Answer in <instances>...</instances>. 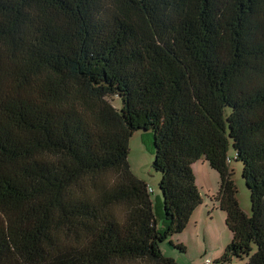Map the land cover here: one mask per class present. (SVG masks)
Wrapping results in <instances>:
<instances>
[{
    "label": "trees",
    "instance_id": "1",
    "mask_svg": "<svg viewBox=\"0 0 264 264\" xmlns=\"http://www.w3.org/2000/svg\"><path fill=\"white\" fill-rule=\"evenodd\" d=\"M138 130L163 232L127 162ZM200 160L231 235L220 261L264 264V0H0V264H178L160 244L202 203Z\"/></svg>",
    "mask_w": 264,
    "mask_h": 264
},
{
    "label": "rangeland",
    "instance_id": "2",
    "mask_svg": "<svg viewBox=\"0 0 264 264\" xmlns=\"http://www.w3.org/2000/svg\"><path fill=\"white\" fill-rule=\"evenodd\" d=\"M113 105L119 108L120 103L114 100ZM234 156V151L229 148L228 166L236 188L235 198L241 211L249 216V192L241 177L242 164L236 162ZM153 159V133L143 130L133 132L128 141L127 162L132 175L142 180L151 190L149 196L153 204L156 229L163 232L167 221L158 187L161 176L152 167ZM192 172L202 203L192 213L186 228L180 234H175L160 244L162 254L178 264H203L206 259L211 264H244V260L235 258L230 262L220 261L225 248L230 244L231 235L225 226V213L209 200V197L215 196L217 192V173L201 160L192 165ZM177 245H181L184 250L178 249Z\"/></svg>",
    "mask_w": 264,
    "mask_h": 264
},
{
    "label": "built area",
    "instance_id": "3",
    "mask_svg": "<svg viewBox=\"0 0 264 264\" xmlns=\"http://www.w3.org/2000/svg\"><path fill=\"white\" fill-rule=\"evenodd\" d=\"M149 192H150V190H149ZM203 264H211V262L208 259H206V260H204Z\"/></svg>",
    "mask_w": 264,
    "mask_h": 264
},
{
    "label": "bare ground",
    "instance_id": "4",
    "mask_svg": "<svg viewBox=\"0 0 264 264\" xmlns=\"http://www.w3.org/2000/svg\"><path fill=\"white\" fill-rule=\"evenodd\" d=\"M150 189H148V191H149ZM149 193H151V190H150V192Z\"/></svg>",
    "mask_w": 264,
    "mask_h": 264
},
{
    "label": "crops",
    "instance_id": "5",
    "mask_svg": "<svg viewBox=\"0 0 264 264\" xmlns=\"http://www.w3.org/2000/svg\"><path fill=\"white\" fill-rule=\"evenodd\" d=\"M215 207V206H214ZM217 207V206H216ZM199 208V207H198Z\"/></svg>",
    "mask_w": 264,
    "mask_h": 264
}]
</instances>
